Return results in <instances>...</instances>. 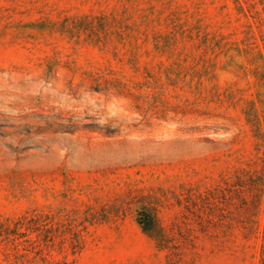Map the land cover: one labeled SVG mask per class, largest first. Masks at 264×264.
<instances>
[{
	"label": "rangeland",
	"instance_id": "rangeland-1",
	"mask_svg": "<svg viewBox=\"0 0 264 264\" xmlns=\"http://www.w3.org/2000/svg\"><path fill=\"white\" fill-rule=\"evenodd\" d=\"M237 17L232 0H0V222L80 220L153 195L170 226L173 192L214 182L250 145L225 98L253 91L230 49L243 38ZM85 20L109 34L65 31ZM125 215L88 226L76 254L35 252L31 237L15 251L0 236V264H165ZM259 241L200 264H257Z\"/></svg>",
	"mask_w": 264,
	"mask_h": 264
},
{
	"label": "trees",
	"instance_id": "trees-1",
	"mask_svg": "<svg viewBox=\"0 0 264 264\" xmlns=\"http://www.w3.org/2000/svg\"><path fill=\"white\" fill-rule=\"evenodd\" d=\"M232 2L237 22L242 21L239 25L243 28V38L241 47L230 49L244 56L245 74L252 78L253 88L249 97L239 89L234 98L227 95L224 96L227 102L223 99L239 109L249 129L250 145L235 153L232 165L223 169L212 183L190 184L182 187L181 192L174 191L170 209L176 212L170 226L160 216L168 204L153 195H140L127 202L120 212L92 208L80 220L67 217L53 223L47 214L23 215L16 221L5 219L0 222L1 241L6 245L10 242L15 251L25 252L28 249L23 240L31 237L30 246L35 252L50 251L58 243L60 251L69 249L71 254H76L84 247L88 226L123 218L131 211L142 232L165 252V264H200L206 252L233 253L255 238L260 240L257 264H264V0ZM84 23V28L74 24L65 31L77 37L76 33L88 29L95 41L109 34L106 28L95 32L92 20ZM225 47L223 43L218 46V54L228 60L232 56L227 58ZM238 138L236 135L237 141H245Z\"/></svg>",
	"mask_w": 264,
	"mask_h": 264
}]
</instances>
